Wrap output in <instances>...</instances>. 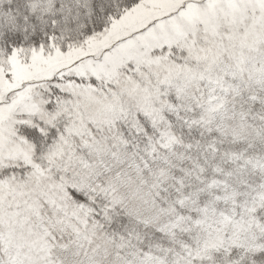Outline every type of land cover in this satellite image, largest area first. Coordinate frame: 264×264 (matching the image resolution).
I'll use <instances>...</instances> for the list:
<instances>
[{"label":"snow or ice","instance_id":"snow-or-ice-1","mask_svg":"<svg viewBox=\"0 0 264 264\" xmlns=\"http://www.w3.org/2000/svg\"><path fill=\"white\" fill-rule=\"evenodd\" d=\"M0 264H264V0H0Z\"/></svg>","mask_w":264,"mask_h":264}]
</instances>
